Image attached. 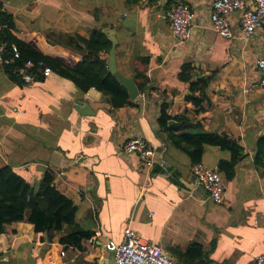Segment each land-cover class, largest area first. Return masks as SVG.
<instances>
[{
	"label": "crops",
	"instance_id": "crops-1",
	"mask_svg": "<svg viewBox=\"0 0 264 264\" xmlns=\"http://www.w3.org/2000/svg\"><path fill=\"white\" fill-rule=\"evenodd\" d=\"M213 1L0 0L25 43L70 66L84 56L94 29L115 28L119 70L148 80L134 105L114 109L108 95L95 88L82 92L57 71L27 82L10 77L0 63V166H12L37 185L53 171V184L78 207L77 223L95 232L82 247H59L61 233L37 236L32 223L20 221L16 233L0 235V264H115L108 243L122 242L128 225L177 264L180 251L194 243L204 247L208 264H254L264 254V165L255 162L264 134V88L256 66L264 56V29L241 38L236 13L237 37H223L210 20ZM177 4L196 14L186 41L174 36L165 17ZM187 63L194 74H212L199 114L185 101L189 84L178 77ZM77 100L93 114L79 113ZM165 103L169 114L188 109L203 131L226 133L243 146L235 177L227 180L221 172L222 204L197 184L192 166L199 161L192 162L161 129ZM134 135L149 139L168 169L148 170L137 153H125L122 144ZM230 158L206 145L200 161L219 169Z\"/></svg>",
	"mask_w": 264,
	"mask_h": 264
},
{
	"label": "trees",
	"instance_id": "trees-1",
	"mask_svg": "<svg viewBox=\"0 0 264 264\" xmlns=\"http://www.w3.org/2000/svg\"><path fill=\"white\" fill-rule=\"evenodd\" d=\"M0 22L5 26L4 31L0 32V40L8 43L9 46L17 44L20 50V57L14 59L10 65H5L9 76L13 79L24 80L18 70L28 60L33 61L32 70L36 73L40 72L39 63L43 62L52 71H57L75 82L82 92L95 88L108 95L114 109L135 104L125 86L110 72L107 66L108 57L102 55L103 52L109 53L112 44L101 28L93 30L84 56L74 66H70L62 59L49 56L25 43L18 31L14 16L1 10V4ZM193 69L192 63L183 64L178 77L189 84V93L185 101L191 102L194 112L199 114L204 111L206 88L212 74L197 75L192 73ZM139 76L135 75V78L143 93L147 89L148 80L145 77L140 80ZM38 78L40 79L39 76ZM168 108V103L163 104L158 120L161 129L167 132L173 144L186 152L192 162L202 159L206 145L218 146L228 151L231 158L219 163V171L224 172L227 180H232L235 177L236 165L245 156L244 148L238 140L226 133L203 131L201 122L196 121L188 109L172 115L169 114ZM258 161H262L264 165V134L257 140L255 162ZM54 178L53 171L47 170L42 183L37 185L36 179L26 178L12 166L6 164L0 166V235L16 233L18 223L27 220L34 225L37 236L48 231L61 233L58 240L59 247L62 244L82 247V242L93 236L95 233L93 230L85 229L77 223V205L72 198L53 184ZM205 254L204 247L194 243L185 251H180L178 263L208 264L204 260Z\"/></svg>",
	"mask_w": 264,
	"mask_h": 264
},
{
	"label": "built area",
	"instance_id": "built-area-1",
	"mask_svg": "<svg viewBox=\"0 0 264 264\" xmlns=\"http://www.w3.org/2000/svg\"><path fill=\"white\" fill-rule=\"evenodd\" d=\"M239 15L240 35L243 39H250L259 30L264 29V0H214L210 20L216 32L226 38H236L233 30L232 16ZM172 32L181 41L192 37V29L195 24V12L185 4H177L166 11ZM5 26L0 22V32ZM20 57L17 44L9 46L0 40V63L10 65L11 62ZM256 66L259 71V85L264 88V56L257 58ZM34 63L28 60L18 70L25 81H35L39 74L48 76L52 69L43 62L39 63V73L33 72ZM122 149L125 153H137L148 170L156 167L168 169L166 159L158 153L155 145L142 136H131L127 138ZM192 172L196 177L197 184L201 185L210 197L219 204L225 200V181L218 168H210L204 162L199 161L192 166ZM109 248L114 252L115 264H177L174 258L156 244L149 243L135 229L128 225L123 231V240L120 243L111 241ZM62 255L65 253L62 251ZM254 264H264V254L256 257Z\"/></svg>",
	"mask_w": 264,
	"mask_h": 264
},
{
	"label": "water",
	"instance_id": "water-1",
	"mask_svg": "<svg viewBox=\"0 0 264 264\" xmlns=\"http://www.w3.org/2000/svg\"><path fill=\"white\" fill-rule=\"evenodd\" d=\"M102 31L106 34L108 40L111 41L112 44L108 55L107 66L110 72L117 78V80L120 81L123 86H125L128 91L129 97L132 100H136L141 94L136 79L133 76L125 75L119 70L117 65L116 49L118 46V38L116 36V29L107 27ZM74 108L83 115L93 114L90 106L82 100H77L74 104Z\"/></svg>",
	"mask_w": 264,
	"mask_h": 264
},
{
	"label": "rangeland",
	"instance_id": "rangeland-1",
	"mask_svg": "<svg viewBox=\"0 0 264 264\" xmlns=\"http://www.w3.org/2000/svg\"><path fill=\"white\" fill-rule=\"evenodd\" d=\"M140 96H141V94H140ZM140 96H139V97H140ZM139 97H138V98H139ZM138 98H137V99H138ZM35 155H37V154H35ZM7 160H8V159H7ZM10 162H12V161L10 160ZM13 162H14V161H13Z\"/></svg>",
	"mask_w": 264,
	"mask_h": 264
}]
</instances>
